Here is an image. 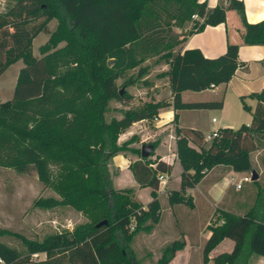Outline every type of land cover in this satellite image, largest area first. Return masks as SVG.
<instances>
[{
    "label": "trees",
    "instance_id": "obj_1",
    "mask_svg": "<svg viewBox=\"0 0 264 264\" xmlns=\"http://www.w3.org/2000/svg\"><path fill=\"white\" fill-rule=\"evenodd\" d=\"M230 9L243 15L245 42L264 44V19L249 23L242 0L214 8L202 0H16L0 12V77L21 57H31L20 68L13 98L0 103V125L7 130L0 133V166L20 173L34 167L39 179L50 186L49 158L63 161L68 172L59 188L68 198L41 199L45 207L72 204L78 208L83 201L97 198L92 209H84L89 222L43 241H28L26 255L0 239V258L7 264H138L130 242L141 232H152L159 222V175L171 173L172 165L159 155L153 158L155 150L143 158L139 147H130V140L120 144V135L136 122L153 121L169 106L175 109V123L178 110L223 107V99L186 102L182 93L227 84L240 64L239 45L229 43L224 54L207 57L199 48L183 49V44L208 25L226 22ZM194 15L204 21L194 20ZM41 17L44 20L36 23ZM53 19L58 24L51 31ZM189 22L194 25L185 31ZM42 32L50 35L40 47L43 56L32 57L33 40ZM61 42L65 45L60 47ZM157 56L170 64L166 74L171 100L122 110L121 117L109 121L106 114L111 101L131 99L120 89L118 79ZM250 96L258 101L253 110L244 103L252 111L251 123L218 129L208 145L202 130L176 126L182 172L179 189L169 192L171 204L193 207L189 190L219 165L236 172L255 169L253 151L264 148V89ZM126 150L138 155L130 164L135 180L151 189L147 205L134 200V188L112 184L110 160ZM254 182L259 185V179ZM104 220L109 223L97 227ZM209 229L203 264L226 238L235 242L234 248L215 256L214 264H237L243 256L246 262L252 254L264 257V208L245 215L220 210L217 223ZM184 244L177 240L167 245L159 264H169ZM34 253H46L47 258L36 260Z\"/></svg>",
    "mask_w": 264,
    "mask_h": 264
},
{
    "label": "rangeland",
    "instance_id": "obj_2",
    "mask_svg": "<svg viewBox=\"0 0 264 264\" xmlns=\"http://www.w3.org/2000/svg\"><path fill=\"white\" fill-rule=\"evenodd\" d=\"M15 2L16 0H0V11H4ZM43 20L44 17H41L36 23L39 24ZM57 24V19H53L49 23L51 31L56 29ZM49 37L50 35L42 32L33 40L32 57L40 58L43 56L40 52V47L48 41ZM63 45H65V42L59 44L60 47ZM30 58L26 56L21 57L11 64L6 72L2 74V77H0V103L13 98L14 88L20 68L23 67ZM113 63L114 60L111 64ZM74 65L75 64H72L70 67H73ZM169 68L170 64L167 63V60L162 56H157L146 60L142 65L135 69L128 70L124 76L118 79V84L122 91L125 90L126 93L131 95V99L126 103L115 100L111 101L110 109L106 114L107 119L110 121L114 117H121L122 110L138 108L149 101H170L171 90L168 84L169 77L166 74V71H168ZM142 69H144L143 72ZM129 78L131 79L129 81L131 83H128ZM199 92L201 91L187 90L184 97L187 100H220L219 97L217 98L214 96V92L212 91ZM209 110H213V112L209 113ZM181 113L184 122L188 123L189 120H196L197 124L207 128L204 129L207 131L211 121L210 119L213 116L218 118L219 109H199L194 112V117L190 116L193 112L189 111V109L184 110ZM243 115L244 118L245 116L247 118L252 116V114L246 110ZM155 122L156 119L144 123H134L125 133L120 135L119 143L123 144L130 140V147L136 146L142 150L143 144L155 142L157 149L154 152L155 154L153 158L158 156L159 151L163 153V149H167L166 153H169V155L172 154L169 148H163V144L170 146L172 151L176 152L177 137L174 135L175 131L171 129L159 131L160 128L156 126ZM243 124H247V121H240L237 126ZM5 131L7 130L0 125V133ZM211 132L212 130L209 133ZM129 152L135 154L131 150H126L121 151L117 155L123 153L127 154ZM137 156L138 155L135 154L136 158ZM252 160L254 168L260 175L259 185L254 181L245 182L242 185L243 188L238 192L235 190L238 189L236 184L233 183L234 185L229 188L228 200L229 203H232L234 206L236 205V208L230 206L229 203L225 205L241 215H245L249 211L260 213L264 208V148L255 149L252 154ZM49 161H51L49 171L52 177V184L50 186H47L39 179L38 172L34 167L25 173H20L13 167L0 166V239L8 246L18 249L23 255L29 253L27 247L28 241H43L52 234L65 233L67 231L70 232L78 225L89 222L88 214L84 209H92L97 202V198H91L90 200L83 201V204L78 208L72 204H58L55 207H45L41 205V199L52 197L58 201H62L63 199L68 198L65 196V192L59 188L61 183L66 181L65 176L68 172L67 165L63 163V161H52V158H49ZM119 168L120 166L117 163H114L112 158L108 165V171L111 176L112 184L115 187H117L115 180H118L119 178ZM177 176L178 174L176 173L168 184H166L167 186L163 191L162 187L165 184H160L159 195L161 206L169 203V192L178 187ZM208 177L209 180H211L215 177L214 173H211ZM227 178H229V176L225 177L226 180ZM238 178L239 176H236V179ZM120 184L121 186L123 185V187L131 186V184L127 185V182H122ZM199 187L203 188V183L200 182ZM149 190L150 188L148 187L141 188L140 192L138 189H135L136 193L134 200L141 205L147 204L151 199ZM201 201H203V199ZM219 206L224 207L222 204ZM212 208L215 210L217 207L215 208L212 206ZM205 217L206 215L202 211V214H197V219L193 222V224H195L193 232L196 236V240H198L201 235L200 228L201 224L205 222ZM216 223L217 221L213 222V224ZM141 235L142 234L136 235L132 239L129 248L138 261V264H159L161 258L159 256H162L167 244H163L160 241V236L157 234L151 237L145 236L144 238H142ZM204 236L206 237V235ZM227 246L226 243L221 244L216 252L226 250ZM197 255L199 259L194 257L192 264H198L197 260L205 261V259H202L201 250H198ZM32 257L36 260H44L47 258V254L39 253L37 257H34L33 255ZM177 261L179 262L180 259ZM207 263L208 261L206 264ZM236 263L264 264V257L252 254L249 256L248 261L244 262L243 256L239 258Z\"/></svg>",
    "mask_w": 264,
    "mask_h": 264
},
{
    "label": "crops",
    "instance_id": "obj_3",
    "mask_svg": "<svg viewBox=\"0 0 264 264\" xmlns=\"http://www.w3.org/2000/svg\"><path fill=\"white\" fill-rule=\"evenodd\" d=\"M202 1H206L209 8H214L217 5L226 6L229 4V0ZM242 1H244L245 3V16L249 23H257L264 19V0ZM193 25L194 22H189L184 28L185 31L190 30ZM175 30L180 32L182 31V29L180 28H176ZM245 31L246 27L243 21V15L238 12V10L230 9L227 11L226 22L215 26L208 25L203 31L193 33L185 40L183 49L199 48L207 57H218L224 54L229 43L238 44L240 64L234 76L227 84L216 85L213 88L210 87L207 90L199 92L202 93L206 91H212L214 92L215 97L223 99V107L219 109V116L218 118L213 116L210 119L211 121L209 123V128L207 131L204 130L207 128L203 127L200 124H197L196 120H193L192 118V120H189L188 123L184 122L181 112L188 109L178 110L179 118L177 123H175V109L173 106H169L160 110L159 116L155 122L156 126L160 128L159 131L166 129L175 131L176 126L192 127L200 130L203 129L202 132L206 137L208 135L207 133H209L211 130L213 132L214 130H218L220 128L237 129L240 127L237 126L238 123L244 120L247 121L248 125L251 123L253 119L252 111L245 109L244 103L249 105L253 110L256 107L258 101L250 95L253 93L261 92L264 89V44L246 43L244 40ZM185 93L186 91L182 93V99L184 101H199L185 99ZM197 110L199 109H189V111L193 112L190 114V116L194 117V112ZM245 110L249 111L252 116L248 118L245 116L244 118L243 114ZM212 112L213 110H209V113ZM144 122L147 121H141L140 123ZM210 142L211 140H207V145L210 144ZM163 148H169L172 152L171 155H169V153H166L167 149H163V153L161 151L158 152V155L163 160L172 165L171 173L166 174V184H168V182L177 173L178 187L172 189L177 190L180 187L182 172V167L178 155L177 157L173 156L174 153H177V147L175 148L176 152H173L172 148L166 144H163ZM156 149L157 148H155V150ZM136 159L137 158L135 157V154H132L131 152L127 153L126 155L120 154L113 157V162L117 163L120 166L118 176L119 178L118 180H115V184L117 186L116 188L131 187L134 189H138L139 192L141 191V188L143 187H140L135 180L130 167V164ZM211 173H214L215 177L209 180L208 176H210ZM247 174L248 172H236L223 165H219L213 168L206 174V176L203 178V181H201V183H203L204 189L199 187L198 184L195 188L189 190L188 193L193 196V207L184 203L171 204L169 202L168 204L161 206L160 220L155 224L152 232H141L139 234H142V238H144L145 236H155L157 234L160 236V241L163 244L167 245L177 240L183 241L185 243L184 247L176 251L169 264H192L194 257L198 258V250H201L202 259H204V247L211 235V230L209 229L210 225H213V222L217 221L220 210H232L231 208L229 209L227 206H225L229 203V188L234 185L232 178L234 177L235 181H239ZM226 176H229L227 180L225 179ZM236 176H239V178L236 179ZM122 182H127V185L131 184V186L123 187V185L121 186L120 184ZM166 186L167 185L162 188V191L165 190ZM242 188L243 187H241L240 189ZM240 189L235 190L240 192ZM149 192L151 194V189L149 190ZM201 197L203 201H201ZM221 204L224 207L219 206ZM229 204L233 208H236V205L234 206L232 203ZM212 206L217 208L214 210ZM202 211L206 215V217L204 218L205 222L201 224V235L199 236L198 241L195 239L196 236L193 232V229L195 228V224H193V222L195 219H197V214H202ZM221 222H223V220H221ZM204 235H206V237ZM223 243H226L228 245L226 247V250L216 252L220 245ZM234 245L235 242L232 239H224L213 251L210 252V261L207 264H214L213 258L215 256L224 252H231L234 248ZM159 257H161V255ZM178 259H180L179 262L177 261ZM197 262L198 264L204 263L203 260H197Z\"/></svg>",
    "mask_w": 264,
    "mask_h": 264
},
{
    "label": "built area",
    "instance_id": "obj_4",
    "mask_svg": "<svg viewBox=\"0 0 264 264\" xmlns=\"http://www.w3.org/2000/svg\"><path fill=\"white\" fill-rule=\"evenodd\" d=\"M1 12V11H0ZM193 18H194V20H200L201 22H203L204 21V18H200V17H198L197 15H194L193 16ZM211 87L213 88V87H215V85L214 84H212L211 85ZM155 119H157V117L155 118ZM218 135V130H214L213 132H211L210 134H208L207 136H206V140H212L215 136H217ZM177 153H174V156L175 157H177ZM167 176L166 175H164V174H160L159 175V179H160V184H165L166 185V183H167V178H166ZM232 181H233V183H235L236 184V187L238 188V189H240L241 187H242V185H243V183H245V182H250V181H253L252 180V173H251V171H249L248 172V174L247 175H245L244 177H242L239 181H235L234 180V177L232 178ZM164 185V186H165ZM163 186V187H164ZM162 187V188H163ZM34 257H37L38 255H39V253H34V254H32ZM0 264H7V262L3 259V258H0Z\"/></svg>",
    "mask_w": 264,
    "mask_h": 264
},
{
    "label": "water",
    "instance_id": "obj_5",
    "mask_svg": "<svg viewBox=\"0 0 264 264\" xmlns=\"http://www.w3.org/2000/svg\"><path fill=\"white\" fill-rule=\"evenodd\" d=\"M114 59H110L109 60V64H111V62L113 61ZM155 150V145L152 144V143H148V144H143L142 145V150H141V156L143 158H147L149 156H151L152 152ZM251 173H252V180L255 181V180H258L260 178V175L259 173L255 170V169H251L250 170ZM109 223L108 220H104V221H101L97 224V227H101L103 225H107Z\"/></svg>",
    "mask_w": 264,
    "mask_h": 264
}]
</instances>
